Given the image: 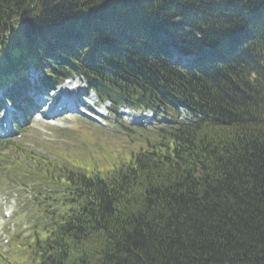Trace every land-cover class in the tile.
Here are the masks:
<instances>
[{"label":"trees","instance_id":"16d2710c","mask_svg":"<svg viewBox=\"0 0 264 264\" xmlns=\"http://www.w3.org/2000/svg\"><path fill=\"white\" fill-rule=\"evenodd\" d=\"M46 56L117 104L195 121L91 173L0 143L40 178L21 181L32 228L8 264H264V0H0V82Z\"/></svg>","mask_w":264,"mask_h":264},{"label":"rangeland","instance_id":"374dc122","mask_svg":"<svg viewBox=\"0 0 264 264\" xmlns=\"http://www.w3.org/2000/svg\"><path fill=\"white\" fill-rule=\"evenodd\" d=\"M80 82L83 81L80 80L79 83ZM74 84H77V81H74ZM125 112L126 111H124V113ZM114 116L113 114L111 116L109 115L108 118L104 120L108 127L112 128L117 125V123L127 122V116H123L122 113L116 114V116H118L116 117L117 119ZM70 119L71 121H67L66 128L63 132L57 130L58 127L36 123L27 124L19 129H27L25 133L21 134L17 130L15 141L34 147L38 153H44V155L58 161L60 164L65 163L64 160L61 159L62 157H66L67 159L74 157L69 161L71 165L72 163H78L81 166L79 168H82L87 173H91L95 170L103 171L112 169L113 167L110 166L127 160L128 150L132 145L133 150H135L140 146H144L147 139L150 141L154 139V135L149 136L147 133L139 131L138 128L133 129L130 133H124L120 128H117L118 133L111 134V132L106 129L93 127V123L84 119L75 116L70 117ZM128 145H130V147H128ZM65 165L68 168L71 167L68 163H65ZM26 168L27 167H18L20 170V178L22 170L25 169L27 171ZM7 173V168L0 170V192H10L11 190V183L13 180ZM27 174H29L28 171ZM13 175L18 178V175L15 173H13ZM6 203L7 202L1 200L0 193V210L2 207L5 209L9 208L10 204L12 208L16 207L13 201L9 202L7 206L5 205ZM17 221L19 222V217H17ZM28 230L24 231L27 232ZM26 236L28 237L27 234Z\"/></svg>","mask_w":264,"mask_h":264}]
</instances>
